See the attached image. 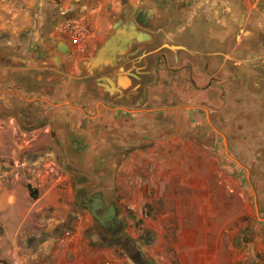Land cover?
<instances>
[{
	"label": "crops",
	"instance_id": "1",
	"mask_svg": "<svg viewBox=\"0 0 264 264\" xmlns=\"http://www.w3.org/2000/svg\"><path fill=\"white\" fill-rule=\"evenodd\" d=\"M47 3L59 8L60 18L86 23L89 38L74 44L64 30L55 27L38 39L45 51L22 47L25 56L18 57L16 66L0 61L1 119L8 118L15 132L34 127L45 134L58 132L64 147L68 140L64 134L85 135L91 141V159L100 154V145L102 152L110 149L115 153L124 142L135 150L129 156L131 164L143 156L142 164L161 165L164 160L157 155L164 157L163 150L170 152L165 156L169 158L174 150L185 147L190 158L201 155L208 168L220 166L218 180L226 194L254 197L255 212L262 218L250 224L249 238L241 235L234 242L226 238L223 252L204 256L201 262L194 257L192 264H264V0ZM128 3L138 7L130 16L142 31L151 33V39L143 47L134 46L138 49L134 54L127 52L117 60L111 55L89 68L86 60L97 52L96 44L103 43ZM127 21L120 24L124 33L130 32ZM34 33L35 39L42 36L40 30ZM62 52H66L64 56ZM53 59L59 60L57 70L52 67ZM37 76L40 80L46 77V82L36 90ZM121 77L128 80L126 86L120 84ZM14 85L20 88L9 87ZM97 127L106 131L108 139L103 133L98 135ZM33 143H19L16 148L18 152L33 149ZM49 144L42 141L38 145ZM41 159L45 156L32 162ZM28 169L26 181L40 189L46 174L38 176L34 167ZM2 178L0 226L5 231L0 237V264H129L106 239L105 229L100 231L89 222L74 220L71 231L64 235L53 231L51 236L26 238L29 234L22 233H29L25 227L29 215L43 213L54 203V191L32 196L24 187L19 193L15 178ZM64 196L61 202L55 200L60 210L66 209ZM200 233L196 234L198 242L203 239Z\"/></svg>",
	"mask_w": 264,
	"mask_h": 264
},
{
	"label": "rangeland",
	"instance_id": "2",
	"mask_svg": "<svg viewBox=\"0 0 264 264\" xmlns=\"http://www.w3.org/2000/svg\"><path fill=\"white\" fill-rule=\"evenodd\" d=\"M60 15L59 8L46 4V0H0V61L4 65L16 66L18 57L25 56L22 47L23 50L29 46L28 49L32 47L39 51L44 45H38V39H43L55 27L63 31L67 18H60ZM21 26L22 29L19 28ZM35 30H40L42 36L35 39ZM39 71L38 74H41ZM36 79L37 90L46 81L40 80L41 76ZM9 87L14 91L20 88L16 85ZM7 119L0 117V143L5 146L0 149V178L4 175L15 178L19 193L24 187L30 191L28 185L36 189V196L39 192L48 194V191H54L51 197L54 203L43 213L30 214L31 218L25 222L29 233L24 231L22 234L25 237L29 234L26 238L30 240L51 236L53 231L57 235H64L66 231H71L74 220L89 222L100 230L91 212L82 204L84 196L89 198L95 192L103 193L107 203L115 201L118 205L124 222V236L115 246L119 248L120 255L128 258L129 264H192L194 257L201 262L204 256L223 252L226 238H232L233 242L241 235L249 238L250 224L262 218L255 212L254 197L227 195L224 184L218 180L220 166L211 165L208 168L203 165L201 155L190 158L186 147L174 150L175 153L170 154L169 158L165 156L170 152L163 150L165 156H157L164 163L154 166L142 164L143 156L131 164L129 156L135 150L131 145H124L125 142L116 149V160L110 154V149L102 152L101 145L100 158L104 156V159H91L93 149H90L91 141L85 135L80 136V141L87 144L84 152L74 143L67 145L69 132L64 134L68 137L64 147L62 134L58 132L45 134L36 131L38 127L29 131L17 128L15 132ZM96 131L108 139L103 128ZM42 141L50 144L40 147L38 144ZM32 142L35 148L18 152L16 147L19 143ZM142 150L143 153L147 151L145 148ZM82 154L83 158L78 159ZM43 156L45 159L39 163L32 162L36 157ZM113 160L116 162L110 163ZM28 165L34 167L35 175L46 174L40 189L26 181L30 177ZM63 195L67 205L66 209L60 210L62 207L56 201L61 202ZM235 230H238L236 235ZM4 231L0 226V237ZM200 231L203 239L198 242L196 234ZM227 251H230L228 245Z\"/></svg>",
	"mask_w": 264,
	"mask_h": 264
},
{
	"label": "water",
	"instance_id": "3",
	"mask_svg": "<svg viewBox=\"0 0 264 264\" xmlns=\"http://www.w3.org/2000/svg\"><path fill=\"white\" fill-rule=\"evenodd\" d=\"M125 8L127 10H123L113 21V28L110 34L99 46L97 52L94 56H92V58L86 60L89 68H94L103 61L111 59V55H115L116 57L114 58L117 60L118 56H123V54L125 55L127 52H132V54H134L135 51H138V49L133 48L134 46L137 48L143 47V44L151 39V33L142 31L141 27H139L137 23V20L130 16V12L132 15V12L134 13L137 11L135 8L138 7L134 4L128 3ZM124 19L128 20L127 22L130 27V32L128 33H124V30L120 26L122 20ZM59 43L61 45L63 44L62 41ZM126 81L128 83L127 79ZM126 81L124 78H120V84H122V86H126ZM83 200L84 206L91 212L94 219L97 220L103 228L109 225L115 227V225L120 224L121 220L118 218L114 204L111 203L108 208L104 207V200L101 192H96L92 199L84 196Z\"/></svg>",
	"mask_w": 264,
	"mask_h": 264
},
{
	"label": "flooded vegetation",
	"instance_id": "4",
	"mask_svg": "<svg viewBox=\"0 0 264 264\" xmlns=\"http://www.w3.org/2000/svg\"><path fill=\"white\" fill-rule=\"evenodd\" d=\"M139 20V19H138ZM139 22H141V20H139ZM101 43H97L96 44V49L99 47V45H100ZM62 46V45H61ZM28 49V48H27ZM33 51V50H32ZM63 53V55L62 56H64L65 55V53L66 52H62ZM57 57V56H56ZM58 58V57H57ZM59 60H60V58H59ZM59 60L58 59H54V64H52V67H54L56 70L59 68V66L57 67V65H59L58 63H59ZM139 71H140V69H139ZM45 74V73H44ZM46 77H43V80L45 79ZM140 87L142 88V85H140ZM139 87V88H140ZM35 119H33L31 116H30V121L31 122H33ZM31 122H28V123H31ZM80 138L81 137H78V136H75L73 133H70V135H69V143L71 144V143H74V145L75 146H79V148L80 149H82V151H86V148H85V142H82V140L80 141ZM87 145V144H86ZM74 146V147H75ZM82 146H84V147H82ZM91 148V147H90ZM116 151V150H115ZM104 152V151H103ZM110 154L111 155H114L113 156V158L114 157H116V155H115V153L114 152H112V150L110 151ZM89 156V155H88ZM94 157H95V155H94ZM102 158H100V154L98 155V156H96L95 158H98V159H101V160H103L104 159V156H101ZM78 159H81V158H83V154L80 156V157H77ZM111 159H112V157H111ZM96 193V192H95ZM95 193H93V195L91 196V197H89V199H92L93 198V196H94V194ZM102 198H103V200H104V207L105 208H108L109 207V205L111 204V203H113L114 204V206H115V208H116V213L118 214V218L121 220V222H120V224H117V225H115V227H112V226H107V227H102L99 223H98V221L96 220V223L104 230V232H105V237H106V239L108 240V241H110V242H112V243H117V242H119L120 241V239L124 236V233H123V229H124V222H123V219L120 217V210H119V208H118V205H117V203L115 202V201H113V202H109V203H107L106 202V199H105V197H104V194L102 193ZM84 202V200L82 199V204H84L83 203ZM84 206V205H83Z\"/></svg>",
	"mask_w": 264,
	"mask_h": 264
},
{
	"label": "built area",
	"instance_id": "5",
	"mask_svg": "<svg viewBox=\"0 0 264 264\" xmlns=\"http://www.w3.org/2000/svg\"><path fill=\"white\" fill-rule=\"evenodd\" d=\"M63 30L69 35L71 43L79 44L89 38L90 30L81 19L69 18L64 22Z\"/></svg>",
	"mask_w": 264,
	"mask_h": 264
},
{
	"label": "trees",
	"instance_id": "6",
	"mask_svg": "<svg viewBox=\"0 0 264 264\" xmlns=\"http://www.w3.org/2000/svg\"><path fill=\"white\" fill-rule=\"evenodd\" d=\"M28 186H29V189H30V194L32 196H36V190L31 189V186L30 185H28Z\"/></svg>",
	"mask_w": 264,
	"mask_h": 264
}]
</instances>
